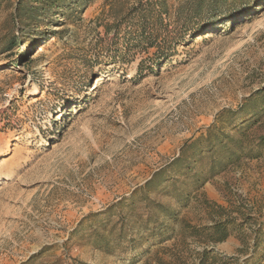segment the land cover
<instances>
[{"label":"rangeland","instance_id":"obj_1","mask_svg":"<svg viewBox=\"0 0 264 264\" xmlns=\"http://www.w3.org/2000/svg\"><path fill=\"white\" fill-rule=\"evenodd\" d=\"M17 1L0 0V264H202L204 251V264L260 259L264 159L198 188L185 175L192 182L206 167L172 165L192 140L199 152L241 136L237 127L264 137V0H164L168 42L182 27L194 35L142 76L139 62L155 58H122L113 28L149 0H94L80 25L25 34ZM216 223L226 242L212 241Z\"/></svg>","mask_w":264,"mask_h":264},{"label":"trees","instance_id":"obj_2","mask_svg":"<svg viewBox=\"0 0 264 264\" xmlns=\"http://www.w3.org/2000/svg\"><path fill=\"white\" fill-rule=\"evenodd\" d=\"M202 0H199L201 2ZM94 0H19L15 4V18L17 20L19 30L25 34L28 29L39 28L42 26L57 27V25H62L63 20L69 21L74 25H80L82 21L83 13L90 7ZM252 6L258 4V1H252ZM168 16V7L166 1L157 0L154 2L149 0L147 2H140L132 9L131 13L127 17L117 22V25L113 28V33L115 34L114 40L123 42L122 47L116 50L122 58H126L128 54L139 53L151 55L154 60L140 61L137 67L138 74L140 76L146 74L159 73L163 65L170 63L173 54L175 53V46L182 43L188 44L190 37L194 35V32L190 29L187 30L186 27L180 29L179 34H176V38L172 40L173 42H168L167 35L168 24H165L164 17ZM112 30H107L106 34H110ZM65 30L60 32L63 34ZM110 32V33H109ZM55 31H53L50 36H54ZM162 40L165 42L161 44ZM19 38L13 36L10 41V48H14L15 45L19 44ZM116 42V43H117ZM45 45L44 42H42ZM174 43L176 44L174 46ZM119 44L116 45V47ZM42 49V48H41ZM154 50L153 53L150 50ZM137 77L134 82L138 81ZM253 100V99H252ZM253 112V111H252ZM256 121L255 123H257ZM236 128V127H235ZM240 130L241 136L231 139L228 136L226 142L220 141L219 143L213 142L210 147H200V151L196 152V147L198 142L192 140L187 146L184 147L182 154L178 158V161L172 165V168L182 167V161L187 159V166L185 174H191L192 169L195 170L199 167H206L201 173H192L193 178L187 179L188 175H185V181L196 186V188L206 185L211 178L229 170L230 167L239 164L243 160H260L264 159V137H258L252 139L248 137L249 130L237 127ZM223 147L222 154L218 150V146ZM192 154H186L185 151L192 149ZM184 162V161H183ZM179 164V166H178ZM201 164V165H200ZM179 169V168H178ZM162 174V172H159ZM206 174V176H204ZM204 177V179L202 178ZM201 181V182H200ZM184 182V181H183ZM148 182L146 185H149ZM158 183V184H157ZM158 188L164 186L165 183H169V180H161L157 182ZM184 192H180L182 196ZM208 230L214 232L217 238H213L212 241L216 243L226 242L230 237L226 229V224L216 223L212 225ZM254 251L259 247L260 243L264 240V226H260L255 230L254 234ZM245 242V241H243ZM255 253H259L256 252ZM261 258L255 259L250 257L249 260L251 264H264V250L260 252ZM202 264L206 261L208 262L211 255L207 251H204ZM249 260L246 263H249ZM231 260L224 262L225 264H230ZM232 264V263H231Z\"/></svg>","mask_w":264,"mask_h":264},{"label":"bare ground","instance_id":"obj_3","mask_svg":"<svg viewBox=\"0 0 264 264\" xmlns=\"http://www.w3.org/2000/svg\"><path fill=\"white\" fill-rule=\"evenodd\" d=\"M105 80H106V79L104 78V74H100V76L97 78V82H96V84H94L93 89H94V88L96 89L97 87H99L100 84H102Z\"/></svg>","mask_w":264,"mask_h":264}]
</instances>
